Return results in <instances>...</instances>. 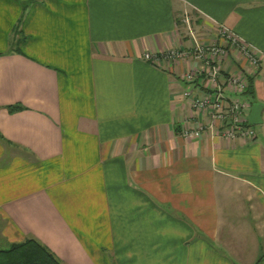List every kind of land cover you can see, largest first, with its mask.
I'll return each mask as SVG.
<instances>
[{"label": "crops", "instance_id": "crops-1", "mask_svg": "<svg viewBox=\"0 0 264 264\" xmlns=\"http://www.w3.org/2000/svg\"><path fill=\"white\" fill-rule=\"evenodd\" d=\"M217 26L259 58L222 63L251 139L183 136L198 63L144 56ZM27 238L61 264H264V0H0V250Z\"/></svg>", "mask_w": 264, "mask_h": 264}, {"label": "built area", "instance_id": "built-area-1", "mask_svg": "<svg viewBox=\"0 0 264 264\" xmlns=\"http://www.w3.org/2000/svg\"><path fill=\"white\" fill-rule=\"evenodd\" d=\"M189 32L192 39V46L189 49H166L161 52V57L148 52L144 54L147 59L154 61L164 58L169 61L189 60L198 63L187 69L182 78L184 80L202 78L206 91L197 97H187V103L190 109L196 112L198 122L195 127H184L182 135L190 138L203 132L208 133L209 130L227 140L234 139L237 135L245 139L253 138L254 132L247 126L243 113L248 103L240 97L247 87L246 74L240 68L226 73L222 69V63L226 60L229 49H235L253 71L258 68L259 58L247 48L242 38L222 26L215 28L219 43H201L194 39L191 31ZM224 89L235 94L232 100L226 98ZM204 117L205 123L202 121Z\"/></svg>", "mask_w": 264, "mask_h": 264}, {"label": "trees", "instance_id": "trees-1", "mask_svg": "<svg viewBox=\"0 0 264 264\" xmlns=\"http://www.w3.org/2000/svg\"><path fill=\"white\" fill-rule=\"evenodd\" d=\"M251 79H248L246 90L241 93H250ZM19 105L7 106L8 111L20 109ZM261 259L256 260L255 264ZM0 264H61L58 258L45 246L33 238L13 243L8 248L0 250Z\"/></svg>", "mask_w": 264, "mask_h": 264}, {"label": "water", "instance_id": "water-1", "mask_svg": "<svg viewBox=\"0 0 264 264\" xmlns=\"http://www.w3.org/2000/svg\"><path fill=\"white\" fill-rule=\"evenodd\" d=\"M257 110H258V105L257 104H252L251 107H250V112H249V115H248V123L252 122L254 115H256L257 113Z\"/></svg>", "mask_w": 264, "mask_h": 264}, {"label": "rangeland", "instance_id": "rangeland-1", "mask_svg": "<svg viewBox=\"0 0 264 264\" xmlns=\"http://www.w3.org/2000/svg\"><path fill=\"white\" fill-rule=\"evenodd\" d=\"M229 257H230V259H231V261H232L233 264H242L239 260H236L231 255ZM259 262H262V261L259 260L257 264H259Z\"/></svg>", "mask_w": 264, "mask_h": 264}]
</instances>
